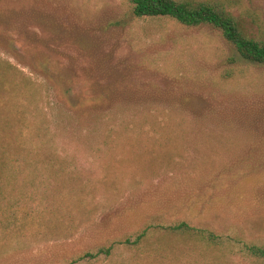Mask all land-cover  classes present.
Listing matches in <instances>:
<instances>
[{"label": "rangeland", "instance_id": "1", "mask_svg": "<svg viewBox=\"0 0 264 264\" xmlns=\"http://www.w3.org/2000/svg\"><path fill=\"white\" fill-rule=\"evenodd\" d=\"M189 1L264 38V0ZM0 129L41 159L5 191L0 264H68L143 230L96 264H264L240 250L264 246V65L215 28L126 0H0ZM179 223L193 231L161 229Z\"/></svg>", "mask_w": 264, "mask_h": 264}, {"label": "trees", "instance_id": "2", "mask_svg": "<svg viewBox=\"0 0 264 264\" xmlns=\"http://www.w3.org/2000/svg\"><path fill=\"white\" fill-rule=\"evenodd\" d=\"M130 12L135 18H169L175 22L188 27L195 28L200 25H208L218 30L224 40L230 44L236 53L246 62L255 65H264V38L252 39L246 37L236 20L223 7L212 1H197L189 0H126ZM3 136V129H0V224L10 218L8 210L14 208L16 204L11 193L5 194V191L14 190L13 183L22 175L28 168H35L41 160L36 154L23 149H17L5 143ZM54 160V156L52 158ZM34 163L33 167L28 165ZM36 169V168H35ZM34 169V170H35ZM18 199H22V192H16ZM9 196H12L11 198ZM9 199H7V198ZM6 203H8L6 205ZM8 208V209H7ZM163 231L169 233H177L182 235H189L193 231L186 223H179L175 226H166L161 228ZM193 237L200 239L206 247H213L220 249L228 240H221L208 235V238L201 237L195 231ZM147 230H143L134 235L128 236L121 242H116L108 246H102L92 251H87L81 254L77 259L71 260L68 264H96L108 260L116 245H123L128 249L135 248L139 250L142 243L147 239ZM201 237V238H200ZM231 244V248H232ZM231 250L229 247H225ZM241 252H246L247 256L253 257L264 263V246L257 244H245L240 247ZM232 251V250H231ZM230 251V252H231ZM229 253V252H228Z\"/></svg>", "mask_w": 264, "mask_h": 264}]
</instances>
